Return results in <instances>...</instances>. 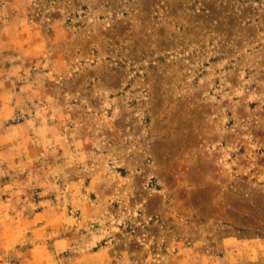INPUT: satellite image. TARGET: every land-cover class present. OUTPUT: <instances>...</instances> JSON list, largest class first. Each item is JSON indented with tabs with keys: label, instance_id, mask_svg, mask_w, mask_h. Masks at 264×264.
<instances>
[{
	"label": "rangeland",
	"instance_id": "rangeland-1",
	"mask_svg": "<svg viewBox=\"0 0 264 264\" xmlns=\"http://www.w3.org/2000/svg\"><path fill=\"white\" fill-rule=\"evenodd\" d=\"M0 264H264V0H0Z\"/></svg>",
	"mask_w": 264,
	"mask_h": 264
}]
</instances>
